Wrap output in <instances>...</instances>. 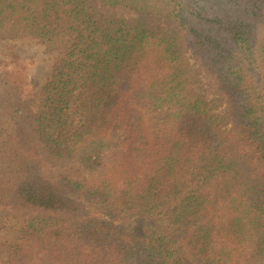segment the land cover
Wrapping results in <instances>:
<instances>
[{
    "label": "trees",
    "instance_id": "trees-1",
    "mask_svg": "<svg viewBox=\"0 0 264 264\" xmlns=\"http://www.w3.org/2000/svg\"><path fill=\"white\" fill-rule=\"evenodd\" d=\"M29 37L57 57L36 106L26 62L0 59L6 264H264L263 0H0V41Z\"/></svg>",
    "mask_w": 264,
    "mask_h": 264
},
{
    "label": "rangeland",
    "instance_id": "rangeland-1",
    "mask_svg": "<svg viewBox=\"0 0 264 264\" xmlns=\"http://www.w3.org/2000/svg\"><path fill=\"white\" fill-rule=\"evenodd\" d=\"M264 1V0H263ZM12 53L19 54L29 67V96L36 106L42 101L41 88L47 82L53 69L57 54L49 50L44 43L32 37L0 41V59H8ZM100 224L108 229L129 235L136 242L152 243L154 246L171 247L172 233L169 227L162 226L157 220L145 216H130L106 206H98ZM176 208L170 209L175 211ZM23 226L16 213L10 210L0 211V264H6L9 257V246L18 241ZM182 264H188L183 257Z\"/></svg>",
    "mask_w": 264,
    "mask_h": 264
}]
</instances>
